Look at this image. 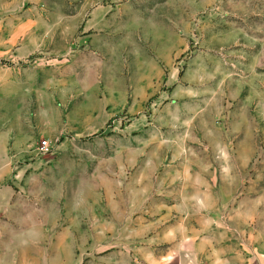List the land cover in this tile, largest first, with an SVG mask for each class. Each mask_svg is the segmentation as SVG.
Listing matches in <instances>:
<instances>
[{
    "label": "rangeland",
    "instance_id": "374dc122",
    "mask_svg": "<svg viewBox=\"0 0 264 264\" xmlns=\"http://www.w3.org/2000/svg\"><path fill=\"white\" fill-rule=\"evenodd\" d=\"M9 110L0 264H264V0H0Z\"/></svg>",
    "mask_w": 264,
    "mask_h": 264
},
{
    "label": "crops",
    "instance_id": "0c3cea01",
    "mask_svg": "<svg viewBox=\"0 0 264 264\" xmlns=\"http://www.w3.org/2000/svg\"><path fill=\"white\" fill-rule=\"evenodd\" d=\"M11 49H14V41H9ZM6 55L8 59L11 60H20L25 55V51L23 48H18L15 51ZM9 55V56H8ZM15 67H6V73H9L12 70H16ZM11 74V72H10ZM2 86H5V83H1ZM7 85H9L7 83ZM10 106L14 107L17 106V99H12L9 101ZM8 121L3 124L4 126H0V153L3 155H8L10 151H13L14 149L17 151L21 150V142L23 141L22 138H20V130L23 127V121L20 115L13 114L12 111L7 112ZM3 133V134H2ZM10 167L8 163L2 162L0 164V181H5L9 175H10ZM13 177L18 178V176L13 175ZM14 194H13V188L9 184H2L0 185V215L3 212V209L7 206H9L10 202L14 200ZM17 199V198H16ZM17 201V200H16ZM8 211V209L6 210Z\"/></svg>",
    "mask_w": 264,
    "mask_h": 264
},
{
    "label": "built area",
    "instance_id": "2783aa9c",
    "mask_svg": "<svg viewBox=\"0 0 264 264\" xmlns=\"http://www.w3.org/2000/svg\"><path fill=\"white\" fill-rule=\"evenodd\" d=\"M46 147H47V142L46 141L41 142V146L39 148L43 150V149H46Z\"/></svg>",
    "mask_w": 264,
    "mask_h": 264
}]
</instances>
